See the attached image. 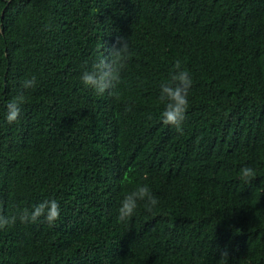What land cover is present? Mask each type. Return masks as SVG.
Segmentation results:
<instances>
[{
	"label": "trees",
	"instance_id": "16d2710c",
	"mask_svg": "<svg viewBox=\"0 0 264 264\" xmlns=\"http://www.w3.org/2000/svg\"><path fill=\"white\" fill-rule=\"evenodd\" d=\"M117 36L131 56L98 95L80 77ZM177 60L182 132L159 101ZM143 185L157 205L120 220ZM50 200L54 224L0 230V264H264V0H0V214Z\"/></svg>",
	"mask_w": 264,
	"mask_h": 264
},
{
	"label": "clouds",
	"instance_id": "9594fccd",
	"mask_svg": "<svg viewBox=\"0 0 264 264\" xmlns=\"http://www.w3.org/2000/svg\"><path fill=\"white\" fill-rule=\"evenodd\" d=\"M131 53L125 37L117 36L115 43L107 48V54L103 58H98L93 63L91 70L82 73L80 80L84 87L92 89L98 95L106 92L112 94L116 84L121 82V72L127 67ZM36 78L33 76L23 82L24 89L34 88ZM161 94L159 101L164 105L161 112L162 122L166 125L175 126L178 132H182V123L188 108V92L192 87V80L189 72L182 68L179 60L175 61L169 74V80L161 84ZM25 97L19 95L14 97L7 104L6 120L9 124L16 122L21 114V105ZM131 108H126L130 111ZM241 176L245 181H250L255 176L254 169L244 167L241 169ZM138 201H144V207L151 212L158 200L152 195L147 185L137 186V188L126 194L118 209L119 219H131L138 207ZM41 217L49 223L54 224L60 217V207L56 200L44 201L35 205L31 211L25 208L19 210V216L11 217L0 214V230L14 226L17 219L21 223H36ZM229 253L227 250L221 252V264H227Z\"/></svg>",
	"mask_w": 264,
	"mask_h": 264
}]
</instances>
